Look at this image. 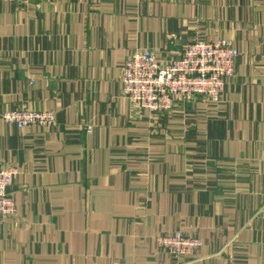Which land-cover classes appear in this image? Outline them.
I'll return each instance as SVG.
<instances>
[{
  "label": "crops",
  "instance_id": "obj_1",
  "mask_svg": "<svg viewBox=\"0 0 264 264\" xmlns=\"http://www.w3.org/2000/svg\"><path fill=\"white\" fill-rule=\"evenodd\" d=\"M223 38L240 55L220 103L122 96L135 50L166 63ZM19 108L56 124L6 123ZM0 166L19 170L0 264H264V0L1 2ZM178 231L195 257L158 246Z\"/></svg>",
  "mask_w": 264,
  "mask_h": 264
},
{
  "label": "built area",
  "instance_id": "obj_2",
  "mask_svg": "<svg viewBox=\"0 0 264 264\" xmlns=\"http://www.w3.org/2000/svg\"><path fill=\"white\" fill-rule=\"evenodd\" d=\"M19 0H0L14 2ZM240 52L229 38L209 42L196 39L188 43L178 58L161 63L156 53L137 49L122 71V96L138 109L158 115L173 111L176 100L202 96L209 103H220L228 82L235 78V62ZM2 118L19 129L52 127L56 116L52 111L19 108L5 111ZM19 170L16 166H0V216L14 217L17 212L14 195L9 191ZM160 248L175 259L195 257L204 247L196 236L182 231L157 237Z\"/></svg>",
  "mask_w": 264,
  "mask_h": 264
}]
</instances>
